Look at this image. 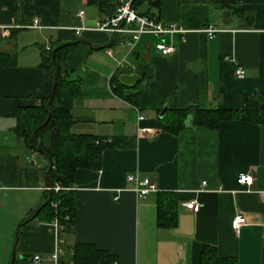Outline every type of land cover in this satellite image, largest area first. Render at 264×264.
Segmentation results:
<instances>
[{"label": "crops", "instance_id": "crops-1", "mask_svg": "<svg viewBox=\"0 0 264 264\" xmlns=\"http://www.w3.org/2000/svg\"><path fill=\"white\" fill-rule=\"evenodd\" d=\"M107 1L113 6L99 10L86 0H29L26 15L23 0H0V264L10 263L12 248L13 264L45 256L57 236L60 264H70L76 244L107 253L109 264H199L204 245L235 264H264V124L188 125L176 135L158 128L168 110L240 111L264 96V0H137L139 13L182 31L137 42L92 30L113 16ZM209 28L217 31L211 38ZM161 41L175 46L173 55L155 50ZM53 42L75 44L64 58L79 86L70 133L125 144L104 150L96 170H75L73 224L57 236L40 210L31 218L46 200L47 162L13 130L19 109L37 107L50 94L40 47ZM121 74L140 79L125 86ZM239 175H250L251 185H238ZM128 176L148 179L156 192L138 199ZM156 193L177 203L169 227L158 224ZM189 201L201 205L198 212L184 207ZM235 216L245 220L237 231Z\"/></svg>", "mask_w": 264, "mask_h": 264}, {"label": "trees", "instance_id": "trees-1", "mask_svg": "<svg viewBox=\"0 0 264 264\" xmlns=\"http://www.w3.org/2000/svg\"><path fill=\"white\" fill-rule=\"evenodd\" d=\"M99 10L110 1L86 0ZM24 13H30L29 0H23ZM157 5V2L150 5ZM110 6L113 4L110 3ZM75 44L50 43L47 49L40 47L43 75L50 80L51 103L47 105L49 96L37 107L19 109L16 114L14 133L31 152L40 150V156L47 162L41 169L45 177L46 187L57 186V192L46 191V200L41 206V220L50 223L54 218L68 232L73 224L75 198L72 191L73 175L77 169L96 170L100 155L104 150L125 148L124 140L99 139L91 135H75L70 133L71 102L79 93L78 80H70L72 72L64 64L65 55L72 51ZM55 52L53 53V51ZM0 59L3 57L0 55ZM6 59V58H5ZM9 61V60H8ZM9 63H12L11 61ZM113 77V90L117 87ZM136 93L134 97H137ZM239 120L248 123L264 124V96L250 98L244 110H202L197 106L168 110L158 121L160 132L176 135L186 126H202L208 129L217 128L222 121ZM36 133L31 139L32 132ZM31 142L29 143V140ZM158 224L171 226L174 221L176 201L168 193H156ZM56 204V208L52 204ZM112 257L90 245L76 244L70 254V264H109ZM199 264H235L233 259L221 258L216 249L204 245L199 256Z\"/></svg>", "mask_w": 264, "mask_h": 264}, {"label": "built area", "instance_id": "built-area-1", "mask_svg": "<svg viewBox=\"0 0 264 264\" xmlns=\"http://www.w3.org/2000/svg\"><path fill=\"white\" fill-rule=\"evenodd\" d=\"M114 3L113 16L102 23L97 24L92 30L98 32L111 33L113 35H130L135 42L142 36H157L163 37L168 34L182 32L174 25H164L157 17L146 14H141L136 8L137 0H112ZM147 4L158 2V0H145ZM78 16H82V12L78 13ZM32 28H36V21L33 20L31 24ZM82 30V29H81ZM78 32V30H77ZM217 31L209 28L206 30V34L209 38L213 37ZM155 50L163 56L173 55L176 51L174 45L164 43L163 41L155 45ZM237 79H241L244 76V71L238 67L234 72ZM143 120L142 115H138L137 121ZM146 132L144 130H141ZM127 182L133 184V193L138 199H144L149 194L156 192V187L148 179H141L138 176H128ZM252 183V177L250 175H239L237 178V184L240 186H249ZM59 188L54 186L52 188H45V191L57 192ZM53 208H56V204H52ZM187 210L194 213L198 212L201 205L195 201H189L184 204ZM54 228L55 234L62 232L61 226L58 224V220L54 218L51 222ZM245 225V220L242 216H235L231 222V228L237 231L241 226ZM63 241L59 236L55 238L54 249L52 252L45 256L34 254L30 256L27 264H60V258L62 256L61 246Z\"/></svg>", "mask_w": 264, "mask_h": 264}, {"label": "water", "instance_id": "water-1", "mask_svg": "<svg viewBox=\"0 0 264 264\" xmlns=\"http://www.w3.org/2000/svg\"><path fill=\"white\" fill-rule=\"evenodd\" d=\"M56 49H54L53 53L55 52ZM118 81L122 84V85H125V86H133L135 85L138 80L140 79V76L136 75V74H121L117 77ZM51 103V93H50V96H49V99H48V102H47V105H50ZM163 115H160V118L162 117ZM36 133V130H34L32 132V135H31V139L33 137V135ZM31 139L29 140V143L31 142ZM37 153L40 154V150H37ZM40 209H36L35 211L32 212V215H31V218L34 217L38 211ZM16 242V240H15ZM14 242V243H15ZM15 259V253L13 251V248H12V252H11V258H10V263L9 264H13V261Z\"/></svg>", "mask_w": 264, "mask_h": 264}]
</instances>
